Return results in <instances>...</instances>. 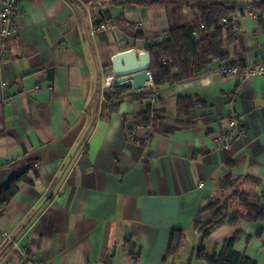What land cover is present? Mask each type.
<instances>
[{"label":"crops","instance_id":"crops-1","mask_svg":"<svg viewBox=\"0 0 264 264\" xmlns=\"http://www.w3.org/2000/svg\"><path fill=\"white\" fill-rule=\"evenodd\" d=\"M77 1L17 0L11 14L0 58V190L16 193L0 207V264H208L229 239L233 253L264 264V220L244 219L242 207L264 208V76L218 72L239 58L264 61V25L247 15L264 0H214L235 6L240 27L238 40L224 44L227 60L156 92L151 78L138 90L126 85L120 99L101 90L111 59L161 42L199 16L197 3L175 0L179 9L169 13L151 0ZM105 17L122 22L91 34ZM183 96L204 106L179 115ZM149 104L158 123H122ZM164 125L169 134L159 133ZM226 131L223 150L213 138ZM171 232L178 246L166 257Z\"/></svg>","mask_w":264,"mask_h":264},{"label":"trees","instance_id":"trees-1","mask_svg":"<svg viewBox=\"0 0 264 264\" xmlns=\"http://www.w3.org/2000/svg\"><path fill=\"white\" fill-rule=\"evenodd\" d=\"M72 5L77 6V0H68ZM175 0H151V4L165 6L169 13H176L180 3H175ZM197 3L198 15H193L189 22L182 23L178 27L169 29L168 36L159 43L147 45L146 51L150 55L151 65L150 71H153L151 77L152 88L154 92L166 83H175L178 81L192 79L197 77L202 70L212 61L224 62L229 58V54L224 50V44H233L238 40V22L233 19V11L235 6L230 3H217L214 0H194ZM149 4V1H143ZM175 4L176 6H174ZM257 13V20L264 25V3L254 5ZM232 17V18H231ZM225 18V21L222 20ZM113 24L122 22L121 18L105 17ZM99 22V23H100ZM98 25V24H97ZM212 33H208L209 31ZM141 34L137 35L140 38ZM259 62H255L257 64ZM264 63V61H261ZM222 64V63H221ZM227 67L236 68L239 71H244L249 65H245L242 59L230 61L225 64ZM174 68L178 69L177 74H173ZM130 89V86L118 88V91L124 92ZM119 93V94H120ZM111 94V93H109ZM108 94V95H109ZM118 97L117 93H112ZM120 99V97H118ZM196 104L204 106V103L199 98L190 96L178 97L176 99V112L187 118L188 113ZM112 109H115L114 107ZM159 112L152 104H149L141 112L130 117L123 116L122 123L126 120H131L134 127H147L156 124L161 120V116L156 114ZM163 119V117H162ZM173 128L163 126L158 129L159 133L164 135L169 134ZM129 140V139H128ZM134 139L130 141H134ZM34 163H30L22 171L13 175L10 181L13 185L26 179L27 172ZM224 182L231 183V178H227ZM16 193L15 186L5 185L0 190V207H5L10 203ZM264 197V191L258 197ZM242 207L245 209L244 219L255 223H260L264 220V208L259 206V201L254 203L242 202ZM241 216L240 214H235ZM217 216L212 215V220ZM214 222V221H213ZM217 222V221H216ZM220 220L217 222L219 223ZM212 224V223H211ZM210 224V225H211ZM232 244V239L226 240L223 251L217 256L207 258L208 264H252L243 255L233 253L229 248ZM126 250L131 255L134 261L137 260L139 252L134 249V244L130 240L126 241ZM176 233L171 232L168 239L166 257L172 255L177 249Z\"/></svg>","mask_w":264,"mask_h":264},{"label":"built area","instance_id":"built-area-1","mask_svg":"<svg viewBox=\"0 0 264 264\" xmlns=\"http://www.w3.org/2000/svg\"><path fill=\"white\" fill-rule=\"evenodd\" d=\"M17 0H0V58L4 54V45L8 38L13 33V26L11 23V14L15 8ZM248 16H251L254 19H257L258 13L252 7L248 9ZM264 16V12L262 13ZM225 21V18H222ZM235 21V19H234ZM113 27L112 21L105 19L98 25H94L91 29V34L99 33L103 30ZM219 74L223 76H239L241 78H247L253 75L264 76V63H253L250 64L244 71H239L236 68L227 67L225 64H222L218 67ZM118 82L112 74L106 73L101 78V90L106 93H118ZM233 123H230V126H233ZM226 138L214 137L213 141L218 143L220 147L225 150L230 147L231 138L228 131L225 133ZM135 134L133 132L128 133L127 138L129 140L134 139Z\"/></svg>","mask_w":264,"mask_h":264},{"label":"water","instance_id":"water-1","mask_svg":"<svg viewBox=\"0 0 264 264\" xmlns=\"http://www.w3.org/2000/svg\"><path fill=\"white\" fill-rule=\"evenodd\" d=\"M150 55L147 51L136 52L134 48L124 50L111 59L110 72L118 87L131 85L138 90L144 87L153 74L150 71Z\"/></svg>","mask_w":264,"mask_h":264}]
</instances>
